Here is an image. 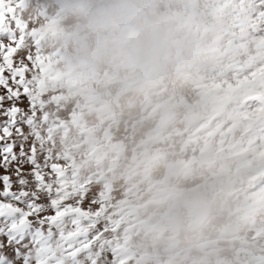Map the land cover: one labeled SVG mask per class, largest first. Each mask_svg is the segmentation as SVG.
<instances>
[{"label":"rangeland","instance_id":"1","mask_svg":"<svg viewBox=\"0 0 264 264\" xmlns=\"http://www.w3.org/2000/svg\"><path fill=\"white\" fill-rule=\"evenodd\" d=\"M155 3L159 12L178 6L181 34L200 38L203 50L179 79L141 88L73 66L64 37L75 20L62 0H19L18 53L33 100L21 95L16 107L83 190L85 206L101 212L96 264H264V23L244 19L264 8L249 10L247 0ZM11 106L0 104V124ZM4 174L16 180L14 168H0ZM172 185L208 189L207 214H178L162 200ZM78 258L90 264L86 254Z\"/></svg>","mask_w":264,"mask_h":264},{"label":"snow or ice","instance_id":"2","mask_svg":"<svg viewBox=\"0 0 264 264\" xmlns=\"http://www.w3.org/2000/svg\"><path fill=\"white\" fill-rule=\"evenodd\" d=\"M18 3L0 0V86L6 89L0 104L12 102L2 113L7 119L0 124V168L6 172L14 168L16 176L13 181L8 174L0 175V264H83L78 258L81 254L96 264L91 247L100 239L101 212L85 206L83 190L71 184L52 162L34 120L16 107L21 95L30 104L33 100L30 81L25 80L27 65L18 53L24 35V25L17 16ZM247 4L249 10L264 8V0H247ZM244 19L255 27L264 23V11L255 21L246 11ZM18 61L23 66H17ZM25 125L28 132L23 130ZM30 137L31 146L26 149ZM17 144L19 153L14 151ZM24 164L31 165L27 174L21 171ZM14 183L18 185L16 191L12 190ZM100 246L103 248V243Z\"/></svg>","mask_w":264,"mask_h":264},{"label":"clouds","instance_id":"3","mask_svg":"<svg viewBox=\"0 0 264 264\" xmlns=\"http://www.w3.org/2000/svg\"><path fill=\"white\" fill-rule=\"evenodd\" d=\"M61 7L75 20L64 37L71 49L69 60L83 73H106L151 88L179 79L198 64L202 41L181 34L183 13L178 6L159 12L155 0H62ZM162 200L188 217H203L211 203L203 185H172Z\"/></svg>","mask_w":264,"mask_h":264}]
</instances>
